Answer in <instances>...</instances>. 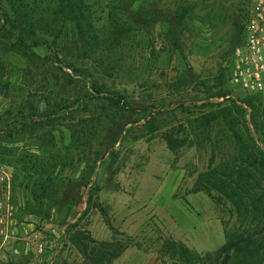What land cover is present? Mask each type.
<instances>
[{
	"label": "rangeland",
	"instance_id": "374dc122",
	"mask_svg": "<svg viewBox=\"0 0 264 264\" xmlns=\"http://www.w3.org/2000/svg\"><path fill=\"white\" fill-rule=\"evenodd\" d=\"M96 1L83 34L53 19L49 48L18 46L0 14V218L20 227L0 264H207L230 240L264 264V207L220 184L250 182L241 147L264 152V94L228 83L252 0H130L120 21ZM234 103L240 140L202 125Z\"/></svg>",
	"mask_w": 264,
	"mask_h": 264
},
{
	"label": "trees",
	"instance_id": "16d2710c",
	"mask_svg": "<svg viewBox=\"0 0 264 264\" xmlns=\"http://www.w3.org/2000/svg\"><path fill=\"white\" fill-rule=\"evenodd\" d=\"M9 9L6 11L4 7L0 8V14L3 18H5L8 23V28L5 33H11L10 30H15L17 32L15 37V43L21 48H28L29 46H45L49 48L50 44L47 40L43 39V36H53L56 32L54 26H52L51 22L57 16L62 15V19H68L69 23L73 26V29L78 30L79 33L83 34L84 26L90 27L88 23V16L94 11L95 6H100L101 4L96 0H9ZM117 1V2H116ZM133 5L132 1L121 2L120 0H108L104 4V9L109 11L108 16H111L110 19L120 21V18L113 14L116 12L125 13L129 7ZM8 12H13V19L8 21L7 15ZM135 12V11H134ZM50 19V21H49ZM136 22V20H133ZM64 22V21H63ZM127 23V22H124ZM123 23V24H124ZM128 26L130 24L128 23ZM39 33L38 37L27 39L30 36H35ZM57 37L53 39L55 40ZM30 40V41H28ZM85 56L86 53H84ZM247 109L253 110V113L258 112L254 105L251 102L247 104H243ZM238 106L236 103L224 107L219 111V114L213 113L207 115L202 125L207 126L214 121L218 117L224 121L227 127L232 132L233 136L240 140L239 131L236 130V120L233 117V112L237 111ZM262 131L264 136V119L262 121ZM168 144L172 145V143L168 140ZM260 149H253L252 151L249 148L241 147L239 149V154L244 156V160L242 163L244 166L238 167L239 171L245 172L250 178V182L246 179L241 178V174L238 175V178H233V172L231 170L225 171L223 170V176H226L225 181H220V184L227 185L230 193L235 194L236 198L244 202L246 199V203L248 202L251 212H258L259 207H264V152L261 153ZM252 170L249 171V170ZM217 171H213V173L206 174L202 173L198 176V183L209 184L213 182L214 186H218L217 180ZM232 175V176H231ZM251 183H254L252 185ZM204 187H198L196 185L194 187V191L198 192L203 190ZM258 188L260 191H257ZM206 190V189H205ZM238 191L237 194L234 192ZM241 193V194H240ZM78 236V233L76 234ZM73 242L76 243L79 240L78 237H73ZM77 244V243H76ZM80 244H77V248L79 252L85 255V250L80 249ZM101 245L104 246V243ZM252 243L244 242V241H235L230 240L221 246L213 255L206 256L207 264H262L263 260L260 258L258 253L254 251L251 247ZM111 253L109 254H101L100 256H94L91 260V264H110L113 261V258L116 257ZM236 259V262L233 263V259ZM220 262V263H219Z\"/></svg>",
	"mask_w": 264,
	"mask_h": 264
},
{
	"label": "built area",
	"instance_id": "2783aa9c",
	"mask_svg": "<svg viewBox=\"0 0 264 264\" xmlns=\"http://www.w3.org/2000/svg\"><path fill=\"white\" fill-rule=\"evenodd\" d=\"M228 83L249 95L264 94V0H252L243 38L232 52ZM11 207L7 206L9 213ZM0 218V230L8 228ZM17 254L16 249L12 251Z\"/></svg>",
	"mask_w": 264,
	"mask_h": 264
},
{
	"label": "crops",
	"instance_id": "0c3cea01",
	"mask_svg": "<svg viewBox=\"0 0 264 264\" xmlns=\"http://www.w3.org/2000/svg\"><path fill=\"white\" fill-rule=\"evenodd\" d=\"M12 226H8V228L4 231L0 230V256L4 257L5 256V253H4V249L9 246L11 243L14 244L13 246L16 247V243H18V239L17 238H20L19 235H20V231H18L20 229L19 226H14L13 229H14V234L10 236L8 235L9 232L7 231L9 228H11ZM17 233V235H15ZM11 240V241H10ZM10 249H8L9 251ZM6 252H7V249H6ZM12 253V252H11ZM10 254V253H9Z\"/></svg>",
	"mask_w": 264,
	"mask_h": 264
}]
</instances>
